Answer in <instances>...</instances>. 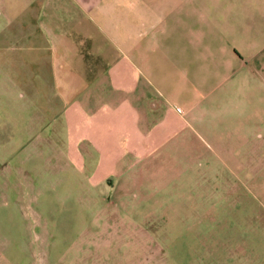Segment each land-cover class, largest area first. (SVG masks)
Masks as SVG:
<instances>
[{
	"label": "crops",
	"instance_id": "0c3cea01",
	"mask_svg": "<svg viewBox=\"0 0 264 264\" xmlns=\"http://www.w3.org/2000/svg\"><path fill=\"white\" fill-rule=\"evenodd\" d=\"M0 17L8 50L0 58V241H9L3 227L25 220L32 169L43 184L50 165L93 188L105 184L120 194L111 198L120 210L163 202L171 225L230 223L238 228L228 237L202 229L193 240L212 264H264V186L249 164V193L262 200L245 202L218 170L226 161L239 180V156L257 154L245 133L241 140L239 93L264 77L255 67L264 0H0ZM181 144L184 161L214 158L220 184L171 185L169 200L144 180L182 154Z\"/></svg>",
	"mask_w": 264,
	"mask_h": 264
},
{
	"label": "rangeland",
	"instance_id": "374dc122",
	"mask_svg": "<svg viewBox=\"0 0 264 264\" xmlns=\"http://www.w3.org/2000/svg\"><path fill=\"white\" fill-rule=\"evenodd\" d=\"M6 23L7 20L0 17V25ZM7 51L1 48L0 58L7 59ZM263 60L264 50L258 54L255 66L259 74L264 73V66L260 64ZM249 82V89H240L239 93L240 133L241 140L245 133L250 147L257 149L256 157L246 152L248 146H240L246 155L239 156V180L238 176L228 171L226 161L218 162V170L225 181L239 185L241 196L249 199L245 202L258 205L262 198L257 194L253 199L249 193L248 187L254 186V180L252 173L248 176L246 170L249 164L252 165L255 168V184L264 186V162L258 158V154L264 155V77L257 75L254 81ZM245 100L246 104L242 106L241 101ZM0 101L2 119L7 112V97L0 96ZM247 124H250L249 131L244 130ZM204 150L209 153L206 147ZM177 152L182 154H177L174 161H161L156 172L152 170L158 175L144 180L145 183L154 181V187H164L161 196L171 200V193H168L171 185L220 184V180L214 177V158L205 159L191 154L190 159L184 161L182 144ZM19 156L14 153L13 165H19ZM33 165L34 161L30 163V166ZM32 170L31 185L22 199L21 212L25 220L3 227L7 229L9 241H0V264H212L213 257L200 248L203 241L198 243L193 240L195 233L204 229L211 231L212 235L216 231L228 237L235 232L234 228H238L230 223L222 226L171 225V208L166 203L145 202L141 206L131 205V208L120 210L111 200L113 195L120 194L112 193L105 184L93 188L84 184L83 177L73 176L70 170L63 168L57 171L50 165L47 175L44 179L42 177L43 184H40V176L35 169ZM189 171L194 173L192 179L184 176ZM201 174L208 175L211 183L205 181L206 177L200 182ZM20 178L17 171L10 180L15 183ZM192 180L195 184L191 183ZM14 186L17 187V184ZM16 195L12 194L11 200L16 199ZM228 200H233L231 195H225L224 202ZM1 231L5 232V229L1 228ZM1 239L5 240L3 236Z\"/></svg>",
	"mask_w": 264,
	"mask_h": 264
}]
</instances>
